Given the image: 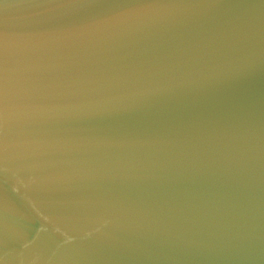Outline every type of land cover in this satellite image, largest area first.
<instances>
[{
  "label": "water",
  "instance_id": "obj_1",
  "mask_svg": "<svg viewBox=\"0 0 264 264\" xmlns=\"http://www.w3.org/2000/svg\"><path fill=\"white\" fill-rule=\"evenodd\" d=\"M0 264H264V0H0Z\"/></svg>",
  "mask_w": 264,
  "mask_h": 264
}]
</instances>
